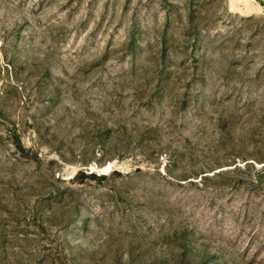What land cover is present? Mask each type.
Masks as SVG:
<instances>
[{
  "label": "rangeland",
  "instance_id": "obj_1",
  "mask_svg": "<svg viewBox=\"0 0 264 264\" xmlns=\"http://www.w3.org/2000/svg\"><path fill=\"white\" fill-rule=\"evenodd\" d=\"M0 264H264V0H0Z\"/></svg>",
  "mask_w": 264,
  "mask_h": 264
}]
</instances>
